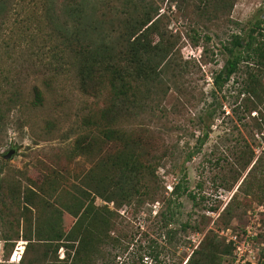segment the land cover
I'll use <instances>...</instances> for the list:
<instances>
[{
	"label": "rangeland",
	"instance_id": "rangeland-1",
	"mask_svg": "<svg viewBox=\"0 0 264 264\" xmlns=\"http://www.w3.org/2000/svg\"><path fill=\"white\" fill-rule=\"evenodd\" d=\"M4 3L0 264H264V0Z\"/></svg>",
	"mask_w": 264,
	"mask_h": 264
},
{
	"label": "trees",
	"instance_id": "trees-1",
	"mask_svg": "<svg viewBox=\"0 0 264 264\" xmlns=\"http://www.w3.org/2000/svg\"><path fill=\"white\" fill-rule=\"evenodd\" d=\"M3 1L6 2V3H4V5L8 4L9 6H11L10 10H13V11L16 10V7L24 6V5H30L33 3L36 4L38 2V0H3ZM34 24H36L37 28L39 27L38 23H34ZM256 28L258 30V34L256 36H248L247 41H246L244 46H242L241 40L238 37H234L232 45L234 47H239V48L244 47L243 49L245 51V57L243 58L244 59L243 61L247 62V63L249 61H252L254 64L257 65V64L264 63V28L259 29L260 28L259 23L256 24ZM141 34H143V33H140L137 37H140ZM259 36L262 38V40L258 39ZM48 39H49V37H48ZM63 45L67 47V45H65V44H63ZM64 46H62L61 51H59L60 47L57 45H55L54 47H48L47 48L48 51L45 52V55L51 54V59H53L54 57L60 58L57 55L59 54V52H62L64 50ZM70 59H72L71 56H70ZM62 61L63 60H61L60 63ZM239 62H240L239 58H234L233 61L228 62L227 65L224 66L223 69L217 75H215V77L213 79V85L215 87H217L219 90H221L223 85L229 81L230 77L236 73L237 66H238ZM55 65H56V66H54L55 69H60V67L57 64H55ZM249 76L253 77L250 74H249ZM127 77H131V76H129V75L126 76V79H127ZM122 79H125L124 76L122 77ZM129 86H130V82L126 80L124 86L123 87L121 86L119 88L118 92H113V96L115 97V99L120 98V100L122 99L123 101H126V99L129 96V91H130ZM251 89L252 88H250L249 85L244 86V87H242V93L247 94V95L254 94V90L253 89L251 90ZM34 95H35V103H41L42 98H41L40 93L35 90ZM257 126L259 127V124ZM109 133H113V132H109ZM106 137L109 139L112 138L110 136V134H107ZM124 164H125L124 173H131L133 171V173H135V176H138V175L143 176L145 174L144 173L145 170L148 173V168L142 167L140 165L134 166V164H132L131 162H126ZM140 167H142V168H140ZM140 189H141V187H138V191L136 193H139ZM179 189H180V186L176 185L174 187L173 193L176 194ZM190 197H191V199H194L193 196L190 195ZM184 227H187V225H184ZM60 235H63V234H60ZM92 239H93L94 243L99 244L102 241V236L100 238V233H99V234L95 235L94 237H92ZM77 248H79V249L75 255V261H73V264H86L83 260L84 258H87L85 256V252H84L85 251L84 244L80 245V243H79ZM92 250L94 251L93 247H92ZM199 254L200 253H198V252H194L192 254V257H193V255L197 256ZM192 257H191V259H192ZM190 260H188L186 262V264H192V262ZM193 264H196V262Z\"/></svg>",
	"mask_w": 264,
	"mask_h": 264
},
{
	"label": "built area",
	"instance_id": "built-area-1",
	"mask_svg": "<svg viewBox=\"0 0 264 264\" xmlns=\"http://www.w3.org/2000/svg\"><path fill=\"white\" fill-rule=\"evenodd\" d=\"M232 239V241L234 242V246H236V244H237V242H236V237L234 236V237H232L231 238ZM244 244V243H243ZM243 244H240V245H238V246H236V250H238L239 251V253H242V247H243ZM240 257H242V256H240ZM240 257H239V259H240ZM238 262V261H237Z\"/></svg>",
	"mask_w": 264,
	"mask_h": 264
},
{
	"label": "water",
	"instance_id": "water-1",
	"mask_svg": "<svg viewBox=\"0 0 264 264\" xmlns=\"http://www.w3.org/2000/svg\"><path fill=\"white\" fill-rule=\"evenodd\" d=\"M14 153H15V150H14V149L9 150V151L7 152V154H5V155L3 156V159H5V160L10 159L11 156H12Z\"/></svg>",
	"mask_w": 264,
	"mask_h": 264
}]
</instances>
